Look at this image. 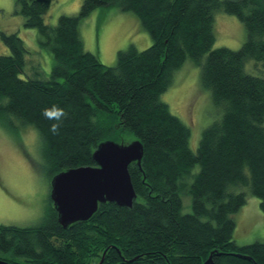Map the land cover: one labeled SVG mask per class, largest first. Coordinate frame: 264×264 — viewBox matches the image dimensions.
<instances>
[{
    "label": "trees",
    "instance_id": "1",
    "mask_svg": "<svg viewBox=\"0 0 264 264\" xmlns=\"http://www.w3.org/2000/svg\"><path fill=\"white\" fill-rule=\"evenodd\" d=\"M24 27L38 31L54 64L48 79H21L27 51L17 34L0 32L10 51L0 56V126L13 119L33 126L47 177L95 167L93 152L110 140L132 136L142 144L140 167H128L136 199L131 208L99 204L87 222L63 229L52 201L42 224L0 225V260L9 264H264V240L237 246L231 216L246 204L249 187L264 215V81L244 71L248 61L264 70V0H83L76 16L45 25L51 0H17ZM133 13L151 46H130L113 67L86 52L79 24L96 9ZM236 17L246 30L239 50L215 43L213 15ZM190 60L200 85L222 110L201 135L196 153L190 130L160 100L172 74ZM65 114L58 120L49 115ZM59 124L53 132L52 125ZM199 166L191 185L184 182ZM248 172V175L246 173ZM181 193L191 199L182 214Z\"/></svg>",
    "mask_w": 264,
    "mask_h": 264
},
{
    "label": "rangeland",
    "instance_id": "2",
    "mask_svg": "<svg viewBox=\"0 0 264 264\" xmlns=\"http://www.w3.org/2000/svg\"><path fill=\"white\" fill-rule=\"evenodd\" d=\"M17 0H0V32L17 34L27 51L25 67L21 79H48L54 59L50 50L39 46L38 31L25 28V19L18 14ZM83 0H51L50 8L42 15L43 23L56 26L61 16H76ZM214 45L212 50L221 47L239 50L246 41V30L241 22L232 15L218 11L213 15ZM79 37L84 50L98 57L107 67L115 65L118 52L130 46L138 51L150 47L151 39L142 30L136 16L121 12L119 8L96 9L88 18L80 21ZM10 51L0 41V56ZM244 71L262 78L261 65L248 61ZM168 90L160 96L170 113L189 128L188 148L196 153L202 132L213 122L221 119L222 110L213 104L210 93L200 85V68L190 60L172 74ZM264 125V124H263ZM13 131L0 126V225L19 228L35 227L42 224L50 204V179L45 173L41 156L40 138L33 126H22L13 119ZM128 145L134 141L132 136L114 140ZM199 166L191 170L187 186L199 171ZM248 175V172L246 173ZM234 193L244 192L246 204L231 216L235 223L233 242L237 246H250L264 240V215L259 210V200L250 192L249 187H234ZM182 214L191 213L189 194L181 193ZM99 264V263H98Z\"/></svg>",
    "mask_w": 264,
    "mask_h": 264
},
{
    "label": "water",
    "instance_id": "3",
    "mask_svg": "<svg viewBox=\"0 0 264 264\" xmlns=\"http://www.w3.org/2000/svg\"><path fill=\"white\" fill-rule=\"evenodd\" d=\"M142 144L128 145L110 140L100 143L93 152L95 167H80L56 174L50 181L49 199L57 212L63 229L78 222H87L98 210L99 204L114 203L131 208L136 199L128 167H140ZM99 264H102V259ZM212 256L204 264H211ZM0 264H9L1 261Z\"/></svg>",
    "mask_w": 264,
    "mask_h": 264
},
{
    "label": "clouds",
    "instance_id": "4",
    "mask_svg": "<svg viewBox=\"0 0 264 264\" xmlns=\"http://www.w3.org/2000/svg\"><path fill=\"white\" fill-rule=\"evenodd\" d=\"M55 115L56 118L59 120L60 117L64 116L65 114L62 112V110H57L55 113H50L49 115ZM59 128V124H53L52 125V131L55 132Z\"/></svg>",
    "mask_w": 264,
    "mask_h": 264
}]
</instances>
